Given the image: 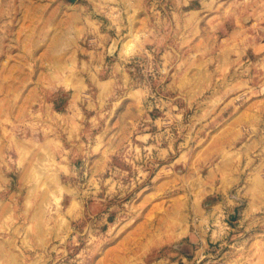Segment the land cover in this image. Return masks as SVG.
<instances>
[{
	"label": "rangeland",
	"instance_id": "1",
	"mask_svg": "<svg viewBox=\"0 0 264 264\" xmlns=\"http://www.w3.org/2000/svg\"><path fill=\"white\" fill-rule=\"evenodd\" d=\"M263 39L264 0H0V264H264L208 179Z\"/></svg>",
	"mask_w": 264,
	"mask_h": 264
},
{
	"label": "crops",
	"instance_id": "2",
	"mask_svg": "<svg viewBox=\"0 0 264 264\" xmlns=\"http://www.w3.org/2000/svg\"><path fill=\"white\" fill-rule=\"evenodd\" d=\"M251 46L254 54L264 56V39L251 42ZM250 108H260L261 111L253 113L248 121L246 112L239 110L230 118V127L213 134L217 141L212 147L216 148L213 155H220V159L210 168L208 179L220 181L211 186L212 191L221 196L217 204L221 207L231 204L229 190L238 185V194L246 201L244 219L250 217L252 222L259 218L258 212L264 211V187L261 186L264 184V98L252 102ZM248 123H254L256 130L254 127L248 131ZM237 140L243 144L236 151L232 150L233 154L228 157L225 149Z\"/></svg>",
	"mask_w": 264,
	"mask_h": 264
}]
</instances>
